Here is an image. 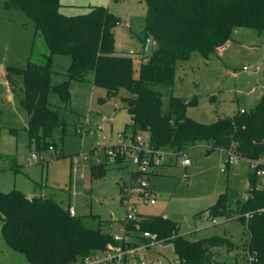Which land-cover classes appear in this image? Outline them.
Listing matches in <instances>:
<instances>
[{"label": "trees", "instance_id": "1", "mask_svg": "<svg viewBox=\"0 0 264 264\" xmlns=\"http://www.w3.org/2000/svg\"><path fill=\"white\" fill-rule=\"evenodd\" d=\"M118 1V0H114ZM147 7L145 39L154 42L152 54L137 63L130 54L115 49V27L119 18L107 7L90 6L88 12L65 15L61 0H7L6 8L20 9L35 26L48 47L44 62L28 58L24 68L8 66L6 80L14 93L20 83L24 95L20 106L27 112L31 143L38 151L56 149L52 141L56 130L65 134L67 122L48 100L53 90L65 104L70 98V83L85 81L106 91L100 102L118 99L125 104L131 123L124 131L148 132L156 149L186 151L200 143L215 149L235 152L246 161L264 157V94L250 111H238L210 124L187 115V108L197 99L169 94L164 111L163 89L173 86L176 65L198 53L209 59L232 40L234 30L249 28L264 32V0H138ZM144 39V40H145ZM71 57L67 80L52 86V58ZM16 134V129H11ZM63 149L58 150L62 154ZM109 164L92 165L91 175H106ZM259 179L249 175V194L238 203L240 220L248 236L242 245L243 260L264 264V188ZM226 194L209 208L212 220L230 217ZM71 206L63 207L54 199L29 197L19 190L0 191L1 233L7 245L23 254L28 264H74L111 243V232L82 225L71 215ZM249 215V217L247 216ZM231 218V217H230ZM142 231L158 235L160 243L171 242L179 264H216L217 250L232 253L236 246L230 239L213 235L192 240L178 235L177 224L161 215H147L138 220ZM135 230V229H132ZM236 258V257H235Z\"/></svg>", "mask_w": 264, "mask_h": 264}, {"label": "rangeland", "instance_id": "2", "mask_svg": "<svg viewBox=\"0 0 264 264\" xmlns=\"http://www.w3.org/2000/svg\"><path fill=\"white\" fill-rule=\"evenodd\" d=\"M6 1L0 0V69L8 66L24 68L28 58L43 63V55L48 54L45 40L36 33L33 21L20 9L6 8ZM65 1L72 4L62 7L61 12L65 15L84 14L90 6H104L120 16L127 25L123 22L115 27L116 51L132 55L137 65L138 59L146 58V46L151 38L145 39V2ZM70 64V56H53L52 86L67 80ZM91 79L92 75H89L85 81H72L66 104L50 90L48 100L66 120L67 128L65 134L61 130L54 132L52 141L56 149L38 151L25 130L27 112L19 104L24 95L23 84L10 94L0 78V191L19 190L33 196L43 194L63 207L72 206L86 228L97 229L101 222L103 229L113 234L118 232L126 215V209L118 199V180L127 173L126 169L110 166L106 175L92 177L90 161L94 160L84 161L82 152L87 151L91 139L97 137L77 135L75 121L88 116L98 120L105 115L114 119L112 128L117 132L125 130L131 117L125 104L118 99L100 102L106 91L95 87ZM163 93L164 111L168 107L169 94L190 100L196 98V103L187 108V115L203 124L232 116L241 109L250 112L264 94V32L238 28L229 44L209 59L194 53L190 59L179 61L173 86L163 89ZM11 129H16L17 133L12 134ZM59 149H63L62 154H58ZM209 149L206 143L188 148L186 153L191 164L186 167L181 165V159L166 160L159 170L160 175H153L149 180L152 189L158 193L157 204L141 210L171 219L178 226V235L192 240L213 235L230 239L239 247L232 253L217 250L216 264H245L242 245L248 236L244 224L236 217L240 214L238 203L249 194V163L239 159L229 164L226 150L215 149L209 153ZM262 181L264 179L259 180ZM223 193L228 199L231 218L221 217L213 223L208 211ZM1 227L0 220V264H28L23 254L7 245ZM147 253L151 260L177 264L178 257L171 242L153 245Z\"/></svg>", "mask_w": 264, "mask_h": 264}, {"label": "built area", "instance_id": "3", "mask_svg": "<svg viewBox=\"0 0 264 264\" xmlns=\"http://www.w3.org/2000/svg\"><path fill=\"white\" fill-rule=\"evenodd\" d=\"M118 24V23H117ZM141 63V60H137ZM244 112V110H240ZM113 118L103 115L96 123H92L90 116L76 124L75 132L79 136H95L91 139V146L83 151L84 161H90L92 165L109 164L114 169H126L118 180L120 191L118 199L126 209V215L121 220L118 232L113 233L117 245L109 243L105 249L96 251L90 256L74 264H163L161 260H151L147 249L159 244V237L151 231L138 233L140 224L138 220L150 215L144 213L141 208L151 207L157 204L158 193L150 186L149 180L155 175L166 160L181 159V165L189 166L191 161L187 158L186 151L175 149H156L151 142L148 132L139 131H113ZM50 149H53L52 147ZM228 163L239 160L240 157L233 151H229ZM36 158L35 155L32 156ZM250 174L259 180L264 179V157L248 161ZM264 188V182L259 183ZM71 215H76L70 208ZM249 217V215H247ZM216 220H213V223ZM135 229V230H132ZM249 264L255 262V258L249 257ZM179 264V260H177Z\"/></svg>", "mask_w": 264, "mask_h": 264}, {"label": "crops", "instance_id": "4", "mask_svg": "<svg viewBox=\"0 0 264 264\" xmlns=\"http://www.w3.org/2000/svg\"><path fill=\"white\" fill-rule=\"evenodd\" d=\"M61 3H62V7H67V6H72V4H69L68 2H66L65 0H61ZM112 14H113V12L111 11V10H109ZM115 15V14H114ZM116 16V15H115ZM118 18L120 17V16H117ZM125 23L126 25H127V23H126V21H123V19L120 17L119 18V22H118V24L117 25H121L122 23ZM148 42H150L151 43V46H152V48L154 47V42L152 41V39L151 40H149ZM152 42H153V44H152ZM229 44V43H228ZM228 44H226L224 47H222V48H220V50H223ZM146 60H141V62H145ZM0 78L4 81V83L7 85V87H8V90H9V92H10V94H13L12 92H11V90H10V86H9V84H8V82H7V80H6V69H4V70H1L0 69ZM261 97V96H260ZM242 110V109H241ZM244 110V109H243ZM100 119H93L92 120V123L94 124V123H96V122H98ZM82 121H83V119H82ZM78 122H81V120H78V121H75V125L78 123ZM227 165V162L223 165V167H225ZM160 169H162L161 167L158 169V171H157V173L155 174V175H160ZM249 183V182H248ZM249 185V184H248ZM40 195H43V194H40ZM27 196H29V197H32L33 195H27ZM36 196V195H35ZM44 197H45V195H43ZM149 214V213H148ZM151 215V214H150ZM214 223H217V220L214 222ZM148 255H149V253H148ZM150 256V255H149ZM176 263H177V261H176ZM178 264V263H177Z\"/></svg>", "mask_w": 264, "mask_h": 264}, {"label": "water", "instance_id": "5", "mask_svg": "<svg viewBox=\"0 0 264 264\" xmlns=\"http://www.w3.org/2000/svg\"><path fill=\"white\" fill-rule=\"evenodd\" d=\"M146 51H147V53H148L149 55L152 54V47H151V43H150V42L147 43Z\"/></svg>", "mask_w": 264, "mask_h": 264}]
</instances>
